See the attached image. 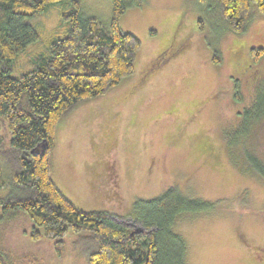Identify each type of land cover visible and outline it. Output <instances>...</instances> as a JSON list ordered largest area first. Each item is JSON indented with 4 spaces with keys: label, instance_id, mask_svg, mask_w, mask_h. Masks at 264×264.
Returning a JSON list of instances; mask_svg holds the SVG:
<instances>
[{
    "label": "rangeland",
    "instance_id": "1",
    "mask_svg": "<svg viewBox=\"0 0 264 264\" xmlns=\"http://www.w3.org/2000/svg\"><path fill=\"white\" fill-rule=\"evenodd\" d=\"M78 1L84 15L109 29L111 0ZM215 4L145 0L127 8L120 25L142 42L134 72L58 121L52 177L79 209L110 211L125 222L138 199L176 186L211 203L174 219L184 264H264V176L250 160L255 152L264 161V117L248 135L239 128V112L264 90V53L255 61L250 52L264 48V15L244 33L219 30ZM71 7L64 0L28 21L42 37L65 23ZM33 230L23 211L0 217V252L9 264H89L74 247L73 230L60 251L49 238H33Z\"/></svg>",
    "mask_w": 264,
    "mask_h": 264
},
{
    "label": "trees",
    "instance_id": "2",
    "mask_svg": "<svg viewBox=\"0 0 264 264\" xmlns=\"http://www.w3.org/2000/svg\"><path fill=\"white\" fill-rule=\"evenodd\" d=\"M71 1L65 23L40 37L28 18L41 17L64 0H0V217L25 212L34 224L32 237L53 240L58 251L73 230L74 247L89 264H184L186 246L172 230L174 219L183 211L209 208V201L169 186L158 196L138 199L125 222L110 211L79 209L52 177L58 121L133 73L142 44L121 27L120 18L145 0H111L109 29L84 15L78 0ZM257 13L264 15V0H216L211 10L219 30L235 33H244ZM39 41L42 48L30 52ZM250 52L256 61L264 48L253 46ZM214 60H221L217 51ZM260 88L239 112V128L247 135L264 117ZM235 97L241 100L238 79ZM250 160L264 176V161L255 152ZM0 264H9L1 252Z\"/></svg>",
    "mask_w": 264,
    "mask_h": 264
},
{
    "label": "water",
    "instance_id": "3",
    "mask_svg": "<svg viewBox=\"0 0 264 264\" xmlns=\"http://www.w3.org/2000/svg\"><path fill=\"white\" fill-rule=\"evenodd\" d=\"M132 233H133V231H132Z\"/></svg>",
    "mask_w": 264,
    "mask_h": 264
}]
</instances>
